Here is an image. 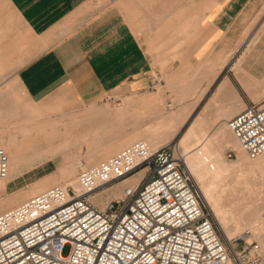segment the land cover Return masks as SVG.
<instances>
[{"label": "crops", "instance_id": "0c3cea01", "mask_svg": "<svg viewBox=\"0 0 264 264\" xmlns=\"http://www.w3.org/2000/svg\"><path fill=\"white\" fill-rule=\"evenodd\" d=\"M4 2L30 39L20 42L18 54L0 44V83L15 82L30 102L55 100L53 114L63 116V125L40 123L64 132L54 145L64 151L59 161L75 169L137 139L162 146L177 138L179 147L206 160L210 152L202 149L223 139L226 121L248 102L264 100V85L242 67L250 48L238 53L261 0ZM6 93L0 90L1 115L13 112ZM9 127L0 128V138ZM117 183L112 187L121 191L124 183Z\"/></svg>", "mask_w": 264, "mask_h": 264}, {"label": "built area", "instance_id": "2783aa9c", "mask_svg": "<svg viewBox=\"0 0 264 264\" xmlns=\"http://www.w3.org/2000/svg\"><path fill=\"white\" fill-rule=\"evenodd\" d=\"M226 125L249 158L264 152V100L248 102ZM7 172L0 147V178ZM131 176L138 180L121 197L103 207L92 200ZM76 183L0 211V264H264L256 244L236 248V239L220 236L174 145L134 140L79 166Z\"/></svg>", "mask_w": 264, "mask_h": 264}, {"label": "rangeland", "instance_id": "374dc122", "mask_svg": "<svg viewBox=\"0 0 264 264\" xmlns=\"http://www.w3.org/2000/svg\"><path fill=\"white\" fill-rule=\"evenodd\" d=\"M3 13V14H2ZM8 14V16L11 17L13 24H15V30L17 31L16 35H11L10 30L6 28L5 24V17ZM0 28L3 29L0 35V44L6 49V52H8V47L14 48L11 52V54H18L19 50L21 51L23 45L20 44L21 41L24 39H30V37L25 34H23L24 27L21 24V22L18 20L14 14L8 12L7 5L4 2V0H0ZM240 40L242 41V45L240 47V50H244V47L250 48V51H248L245 55V58L242 62L243 69L246 70V73L249 75V77L252 78V80H257V85L263 88L264 83V0H261V2L258 4V8L256 11L249 17L248 22L246 23ZM246 41V44H245ZM247 47V48H248ZM22 52V51H21ZM241 53V52H240ZM237 55V52H236ZM235 57V56H234ZM233 57V58H234ZM6 75V74H5ZM4 77V76H3ZM1 77V78H3ZM0 90H5L7 93L10 94V98L8 97L7 101L11 102L8 108H10V111H27L28 109H33L39 114H36L38 117L34 118L33 122L36 124H40V121L42 122H56L59 124V120L62 119L63 116L53 114L55 109H53V103L55 100L48 99L43 102H30L26 96L23 94V92L20 90L19 86L15 82H5L0 83ZM8 90H10L8 92ZM6 93V94H7ZM262 96L264 99V92H262ZM256 101L257 99H253ZM1 110V109H0ZM171 110V109H170ZM173 110V109H172ZM7 111V109L5 110ZM9 114V113H8ZM9 115H5L6 118H8ZM12 126V123L4 122L3 124L0 123L1 127H9ZM59 125H63L59 124ZM232 136V135H231ZM177 138L173 139L171 142L167 143L170 145L176 144ZM166 145V144H165ZM236 145L234 148L233 146L228 147L225 150V157L230 162L234 160L235 158H239L244 155V161L247 165L252 166L251 171L252 174H257V177H262L264 174V167L257 166L258 162L260 161L259 158L251 159L249 158L240 148L239 145L236 142ZM125 146V145H124ZM123 147V146H122ZM121 147V148H122ZM79 149V148H78ZM181 149V147H180ZM74 151L75 148H72ZM77 150V149H76ZM185 150V149H184ZM186 151V150H185ZM187 155H193V161L195 167L194 175L196 178H198L200 184H201V190L202 192L208 193L211 198H220L219 200L215 201L216 206H222L224 207V203L222 205V202H224L227 198L224 196V190H226V185L220 184L222 181L229 180L230 178H233L237 175H240L241 173H245L244 168L243 170H240V168H230L226 167L223 168L218 165L216 167H219L218 169L214 166H211L206 163L204 157H197L194 153L191 154L189 151H186ZM64 151L58 152L57 154H54L52 156H44L45 160L40 161L38 163H35L32 165L31 168H28L26 170H23L22 173L17 175L13 180L9 182H5V180L0 179V199H8L10 197H13L16 193H18L20 190H30L32 184L41 179L42 177L57 174L58 166H61L64 164V162L59 161L63 158ZM230 154V156L228 155ZM249 163V164H248ZM257 164V165H256ZM261 164V163H260ZM79 168V166H78ZM78 168L76 167L75 172L72 174L71 179H75L76 173L78 171ZM251 171L245 173L249 174ZM189 172V171H188ZM189 175L191 177V180L194 184V188L196 189L197 193L199 194L203 204L206 206V208L210 211V213L213 216L215 225L217 227V232L220 234V236L224 240H232L236 239L235 246L236 248H239L249 242H252V244H256L261 250L264 248L262 244L259 242V240H264V230L259 231L255 236H250L252 233L251 229V222H244L242 225V220L239 217V211H249L252 207L251 205V195H244L241 197V201L239 204H237V207H232V209H229V213L226 214L229 217V221L225 222V225L227 227V236L224 235L223 231L219 227L216 218L214 214L211 212L210 208L208 207L204 196L199 191L198 186L196 185L195 181L193 180L190 172ZM130 178V177H129ZM59 179V178H57ZM120 182V181H119ZM118 182V183H119ZM137 182V181H136ZM67 182L66 180L58 181L56 184H63L65 185ZM117 183V184H118ZM126 183V182H125ZM116 184V185H117ZM124 185V184H123ZM115 186V185H114ZM114 187H110L106 189L104 192H102L100 195L102 197V202L95 201L94 202L99 205L100 207H103L104 203L112 198H118L122 196V189L120 190H113ZM123 188V187H122ZM43 190V189H42ZM41 191V190H39ZM37 191V192H39ZM258 191V190H257ZM37 192H34L32 194H28L25 198H27L30 195H33ZM261 196H264V190L260 192ZM259 196V195H258ZM25 198L21 199L18 202H21ZM221 200V201H220ZM224 200V201H223ZM257 203L258 209L256 210L255 215V221L253 222L254 225L259 224L264 228V204L261 203V200L258 198L257 201H254ZM12 203V205L17 204ZM12 205H7L3 209H6L8 207H11ZM260 206V207H259ZM2 209V210H3ZM246 209V210H245ZM1 211V209H0ZM263 231V232H262ZM259 235V236H258ZM257 236V237H256ZM260 237V238H259ZM68 246L64 247V252H67ZM264 252V251H263Z\"/></svg>", "mask_w": 264, "mask_h": 264}, {"label": "bare ground", "instance_id": "6f19581e", "mask_svg": "<svg viewBox=\"0 0 264 264\" xmlns=\"http://www.w3.org/2000/svg\"><path fill=\"white\" fill-rule=\"evenodd\" d=\"M239 62L240 61H235L234 66H239ZM37 117L38 116L32 108L24 112L14 110L11 114H9L8 118H6L5 115L0 114V122L12 123V126L10 125V127L8 128L6 138H0V147L3 148L8 155V172L5 177L0 178L1 180L9 182L14 179L12 178L14 175L20 173L23 169L29 168L34 165L36 163V160L44 158V156L47 155L52 156L62 151V147L54 145V142L55 140L62 138L64 132L56 130L54 126L47 123H34L33 120ZM221 136L223 137V139L214 140V145L212 147L202 149L204 150L202 151V154H205L206 151L210 152L209 156L206 157V163L214 166L215 169L219 168L216 167V165H218L220 166V168L230 167L240 168V170H243L242 168H244L245 171H243L245 173L251 171L252 166L246 164V162L244 161V155L229 162L223 154V149L226 148L229 144L237 146V140L228 127L222 130ZM175 146L179 156L185 164V167L190 172L193 180L198 186L199 191L204 196L208 207L214 214L216 221L225 236L228 235L225 222L229 221V217L226 214L229 213V209H232V207H237V204H239L241 201V197L246 194L251 195L252 197V207L249 211H239L238 214L240 219L242 220L241 225L244 222H251L252 233L250 236L252 237L255 236L259 231L264 230L261 225H254L253 223L255 221L256 210L258 209L257 206L259 205H257V203H255L254 201H257L259 198L261 200V203L264 204V196H261L260 194V192L264 190V174L262 175V177L258 178L257 174H252L251 171V173L249 174L241 173L240 175L230 178L229 180L220 182V184H223L224 186L226 185L224 196L227 199L225 201L223 200L224 202H222V205L224 203V207H222L221 205L216 206L215 201L219 200L220 198H216V200L215 198H211L208 193L202 192L201 184L198 178H196L194 175L196 166L194 165L193 155H187V152L181 146V149L177 144H175ZM256 158H259L260 160L258 162V165H256L264 167V152L258 155ZM98 161H100V155L89 158L85 165H92L97 163ZM74 172V163L71 161H65L64 164L58 166L57 174L48 175L35 181L32 184L30 190H20L13 197L8 198L7 200L0 199V209L6 207L7 205H12V203H17V201L25 198L28 194H32L39 190L42 191V189L44 190L51 185H56V183L61 180H66V184H70L74 188H77L76 177L73 180L71 179V176ZM54 175L59 176V179L55 178ZM137 180V176H131L130 178L128 177L121 181H123L124 184L126 182L132 185L135 184ZM92 200L102 202V197L100 194L94 193L92 195ZM259 242L264 247V240H259ZM261 251H264V248H262Z\"/></svg>", "mask_w": 264, "mask_h": 264}]
</instances>
